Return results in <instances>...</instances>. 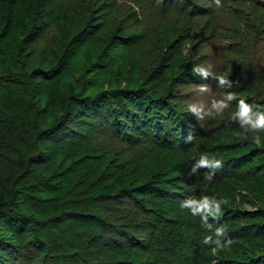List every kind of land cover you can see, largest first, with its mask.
<instances>
[{
	"label": "rangeland",
	"instance_id": "rangeland-1",
	"mask_svg": "<svg viewBox=\"0 0 264 264\" xmlns=\"http://www.w3.org/2000/svg\"><path fill=\"white\" fill-rule=\"evenodd\" d=\"M36 3L44 16L38 20V30L43 32L34 46L26 47V55L36 70L42 62L50 64L60 47L74 51L57 88L58 107L52 109L47 105L44 117L57 118L58 124L66 125L60 137L69 136L76 144L62 151L59 161L54 163L52 176L46 173L34 179L15 168L13 161L0 162V169L9 176L6 191L16 199L12 211L25 218L15 225L1 220L0 243L3 247L20 245V250L29 257L10 253L4 257L8 264H49L46 249L38 245L22 246L32 240L36 244V233L42 231L44 224L50 226L54 237L61 234L59 240L63 244L73 245L81 241L84 233L89 234L92 226H97L81 217L98 205L87 196L86 189L101 170L109 178L137 166L146 177L161 178V173L170 168L168 155L153 146L135 149L107 132L108 121L115 116L112 112L116 114L126 108V113L128 108H136L144 93L155 99L163 98L173 108L175 117L183 119L194 132L219 130L225 134L226 143L263 137L264 86L260 74L264 73V0H36ZM210 27H214V34L209 35ZM62 36L70 40L63 42ZM200 73L204 76L197 78ZM89 87L95 88L85 97L90 110L84 112L79 107L75 115L67 117L70 99L88 93ZM148 95V99L152 98ZM124 112L118 114L119 120L126 116ZM224 120H237L241 125L233 128L230 123L224 125ZM87 140L89 147L85 146ZM261 187L251 192L240 190L242 209L254 211L264 207V185ZM54 192L57 194L52 196ZM103 205L105 211L121 221L134 215L139 220L148 218L131 200ZM67 215L72 217L64 219ZM255 231L251 233L259 236L253 248L255 251L261 248L259 251L263 252L264 233Z\"/></svg>",
	"mask_w": 264,
	"mask_h": 264
},
{
	"label": "trees",
	"instance_id": "trees-1",
	"mask_svg": "<svg viewBox=\"0 0 264 264\" xmlns=\"http://www.w3.org/2000/svg\"><path fill=\"white\" fill-rule=\"evenodd\" d=\"M43 17L36 0H0V162L13 161L15 168L34 179L46 173L54 175L52 168L62 151L76 144L69 136L60 137L66 125L58 124L57 118L44 117L47 105L58 107L57 88L74 51L60 47L50 64L42 62L36 70L26 55V47L34 46L43 32L38 30V20ZM209 31L214 34V27ZM66 39L70 40L61 37L63 42ZM38 78L41 80L36 81ZM260 81L264 86V73ZM93 91L95 88L89 87L88 93L73 96L67 117L75 115L79 107L88 112L85 97ZM148 94L126 113V108L112 112L115 116L108 121L107 132L135 149L153 146L168 155L170 168L161 178L146 177L137 166L109 178L101 170L86 189L87 196L98 204L93 210L85 208L88 211L81 217L97 224L89 234L84 233L75 245L63 244L61 234L54 237L50 226L44 224L36 233V244L32 240L22 246L46 249L49 264H264V251L253 248L259 235L251 233L257 229L264 233V207L246 211L238 199L240 190L251 192L264 185V120L261 139L226 143L219 130L194 132L175 117L163 98ZM123 112L126 116L119 120L118 114ZM226 123L233 128L241 125L237 120H224ZM89 145L87 140L85 146ZM8 181L9 176L0 169V221L15 225L25 218L12 211L16 199L6 191ZM124 199L134 202L148 218L139 220L134 215L121 221L105 211L104 202ZM2 239L0 232V242ZM3 246L2 264H8L4 257L10 253L29 258L20 245Z\"/></svg>",
	"mask_w": 264,
	"mask_h": 264
}]
</instances>
